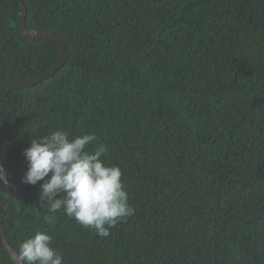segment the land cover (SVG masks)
<instances>
[{"label":"trees","instance_id":"obj_1","mask_svg":"<svg viewBox=\"0 0 264 264\" xmlns=\"http://www.w3.org/2000/svg\"><path fill=\"white\" fill-rule=\"evenodd\" d=\"M22 1L27 27L63 38L68 58L0 86L9 245L43 231L63 264H264V0ZM19 10L0 0V81L60 57L25 36ZM57 129L94 133L88 150L105 144L122 170L135 215L108 237L63 209L49 220L44 181L23 182L24 150ZM11 192L0 183V203ZM0 264H17L1 234Z\"/></svg>","mask_w":264,"mask_h":264},{"label":"clouds","instance_id":"obj_2","mask_svg":"<svg viewBox=\"0 0 264 264\" xmlns=\"http://www.w3.org/2000/svg\"><path fill=\"white\" fill-rule=\"evenodd\" d=\"M97 136L84 134L69 137L62 130L50 131L46 136L31 141L24 150L28 170L23 182L41 184L43 205L51 214L63 209L84 228L95 229L105 238L110 230L135 215L129 203V194L119 166L108 165L102 157L108 152L103 143L93 150L88 146L97 142ZM0 183L7 184L0 175ZM53 237L43 231L19 243V259L24 264H63V257L52 246Z\"/></svg>","mask_w":264,"mask_h":264},{"label":"water","instance_id":"obj_3","mask_svg":"<svg viewBox=\"0 0 264 264\" xmlns=\"http://www.w3.org/2000/svg\"><path fill=\"white\" fill-rule=\"evenodd\" d=\"M19 1H20V10L18 13V21L22 27V30H23L25 36L29 39H32V40L37 39V38H41V37H50V38L54 39L59 45L60 57H59V60L56 63V65L50 71L44 73L43 75L39 76L36 79L28 80V81H21V82L0 81V86H8V87H12V88H24V87L31 86V85H34V84L42 81L44 78L51 76L60 66H62L66 62V60L68 58V54L65 51V43H64L63 38L56 36L52 33H46L43 31L32 30V29L27 27V23H26L27 8L24 5L22 0H19ZM0 175L4 176V180L12 187L11 194L4 201H2L0 203V234H1V238H2L3 242L5 243V245L7 246V249L9 251L10 255L12 256V258L14 259V261L17 264H23V262L20 261V259H19L18 253L7 242L6 235H5L4 229H3L2 219H1L3 207L8 202H10L12 199L15 198V196L17 195V187H16V185L9 182V180L6 176V173H5V169H4L3 165L1 164V162H0Z\"/></svg>","mask_w":264,"mask_h":264}]
</instances>
